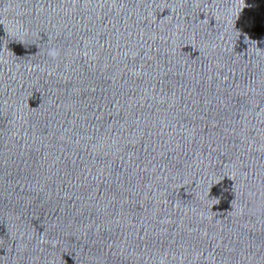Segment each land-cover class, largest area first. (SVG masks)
Masks as SVG:
<instances>
[{
    "label": "water",
    "instance_id": "95a60500",
    "mask_svg": "<svg viewBox=\"0 0 264 264\" xmlns=\"http://www.w3.org/2000/svg\"><path fill=\"white\" fill-rule=\"evenodd\" d=\"M0 264H264V0H0Z\"/></svg>",
    "mask_w": 264,
    "mask_h": 264
}]
</instances>
